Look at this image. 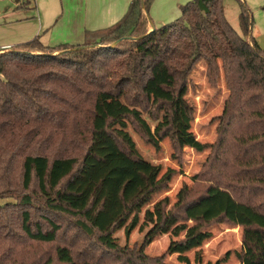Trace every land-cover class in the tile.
I'll list each match as a JSON object with an SVG mask.
<instances>
[{"label":"trees","instance_id":"obj_1","mask_svg":"<svg viewBox=\"0 0 264 264\" xmlns=\"http://www.w3.org/2000/svg\"><path fill=\"white\" fill-rule=\"evenodd\" d=\"M240 1L243 35L228 22L221 0H191L179 18L151 30L154 0H132L118 22L87 30L82 44L50 46L36 37L0 50V199H15L0 205V264H16L7 245L30 241L57 244L54 257L36 264H167L164 255L146 253L157 236L182 237L171 242L169 251L189 250L214 220L243 228L239 264H264V49L252 36V15ZM129 43L132 48L125 51ZM199 62L206 63L212 83L222 74L228 89L215 144L199 141L192 131L195 110L186 96ZM160 66L166 82L157 81ZM155 84L169 96L155 91ZM110 101L124 104V110L111 115ZM87 103L92 104L91 126L79 134L90 139L76 147L80 152L72 142L61 153L34 141L32 136L58 113L81 115ZM143 112L156 121L154 132ZM102 113L106 117L98 127ZM125 118L147 141L170 138L176 149L189 146L199 152L214 148L216 165L230 168L232 182H211L196 198L183 189L167 210L168 198L155 202L154 195L168 186L172 172L161 175V166L150 164L129 135L115 130ZM109 141L139 169L119 188L121 212L102 227L103 180L85 205L67 197L78 194L73 185L97 157V146ZM38 202L48 215L34 221ZM142 212L152 223L143 242L111 246L113 233L125 225L129 236ZM67 218L75 219L73 226H64ZM72 231L84 239L71 241L67 234ZM229 255L213 264H224Z\"/></svg>","mask_w":264,"mask_h":264},{"label":"rangeland","instance_id":"obj_2","mask_svg":"<svg viewBox=\"0 0 264 264\" xmlns=\"http://www.w3.org/2000/svg\"><path fill=\"white\" fill-rule=\"evenodd\" d=\"M87 1L92 2V0ZM131 1L101 0L103 7L100 11L106 12L109 7L112 8L113 5L122 4L125 10L123 9L124 12L119 18L121 19L127 12ZM189 1L191 0H154L150 9L151 26L160 27L173 22L182 15L181 7ZM221 2L228 22L240 35H243L239 18L242 8L241 1L221 0ZM242 2L244 6L248 7L253 18L252 36L264 49V0H242ZM85 5V0H0V45L6 43L18 45L22 41L25 42V39L20 40V38H26L29 35L18 34L17 32L28 31L31 33L32 21L24 22L23 20L21 25L13 22L22 19L25 15L27 17H40L38 15L41 12L43 19L46 17L50 21L53 19L52 24L57 26L52 28L51 31H46V35L49 37L53 30L57 28L60 31V28L63 27L62 20L57 22L58 24L56 21L64 9L68 11V14L74 13L76 15L78 8L82 6L83 9ZM148 29L151 30V27ZM30 39L28 38L26 41ZM61 43L53 39L49 44L56 46ZM123 48L125 51L130 50L132 45L129 43L123 45ZM166 80L165 69L160 66L157 81L166 82ZM154 90L159 91L165 97L169 96L168 93L161 91L156 84ZM227 95L228 89L223 75L221 74L217 81L212 83L208 77L206 63L199 62L191 75L190 90L186 96L188 103L195 110L192 131L199 141L208 144L216 143L218 137L217 116L223 112ZM91 108L92 104L87 103L84 112L81 115H75V117L70 110H67L69 116L58 113L51 123L47 122L45 127L40 128L42 130L40 134L32 136L34 141L39 145H46L47 149L50 148L48 152H53L55 146V150H59L61 153L72 142L74 143L73 149L80 152L81 148L76 149V147H84L86 143H89L90 135L80 136L79 132H85L86 126H91V113L89 111ZM123 110L124 104L117 105L114 101H110L109 113L111 115H117ZM143 115L151 126V131L154 132L156 121L151 119L146 112H143ZM104 117H106V113H102V117L98 118V127L103 125ZM60 123L62 127L58 125ZM115 130L121 134L129 135L139 152L150 164L161 166V175L172 172V178L168 186L154 195L155 202L168 198L167 210L176 204L178 194L183 189L191 191L189 198H196L206 191L211 182H221L224 185L232 182L230 168L222 169L216 165L214 158L217 156L218 159L219 153L216 150L214 151L212 147L199 152L189 146L176 149L170 138H157L155 142L147 141L137 133L130 120L126 118L115 126ZM96 152L97 157L91 159L84 175L73 185L78 194L67 198L76 206L85 205L92 191L103 180V189L98 202L102 201L104 203V211L101 214L103 215V222H100V225L106 227L109 221L113 220L122 210V205L118 200L121 184L128 175L136 176L139 166L131 164L122 156L111 141L97 146ZM217 180H220V182ZM233 186L236 185L233 184ZM133 187V184L128 187L127 195ZM9 201H15V199L13 197L2 198L0 199V205ZM38 203L32 211L34 221H40L48 215L47 212H44L43 204ZM147 207L152 209L153 204H149ZM158 218L159 216L156 214V219ZM73 222H75V219L67 218L64 226H73ZM151 226L152 223L145 219L144 212H142L139 215L137 225L129 236L126 235L124 225L113 233L109 239V244L111 246H139ZM204 228L207 235L189 250L173 249L169 251L171 242L182 237H174L170 233H164L157 236L146 247V253L153 258L164 255L167 264H213L217 260L225 258L226 254L230 252L229 258L224 264H239L237 252L242 251L243 228L226 221L217 220L204 225ZM67 235L75 243L79 239H84L73 231ZM10 247L14 260H17L16 264H36L54 257L57 244L30 241L17 246L7 245V248ZM79 248H83V246L80 245Z\"/></svg>","mask_w":264,"mask_h":264},{"label":"crops","instance_id":"obj_3","mask_svg":"<svg viewBox=\"0 0 264 264\" xmlns=\"http://www.w3.org/2000/svg\"><path fill=\"white\" fill-rule=\"evenodd\" d=\"M85 7L82 6L79 7L76 15L74 13L68 14V11L66 9L63 10L60 17L57 18V22L62 20L63 27L60 28L61 30L58 31L53 30L50 36L47 37L46 31L50 30L57 25L52 24L53 19L50 21L49 18H42L41 12L37 16L33 17H27L26 15L22 19H17L13 21L14 23H19L18 25H21L25 21H32L31 24V33L28 31H19L18 34H26L29 35V37L26 38H20V40L25 39L24 41H30L36 37H40V39L44 42L46 45L54 46V44H49L51 40H58V42H62L61 44H82L86 40V31L87 30H97L109 27L116 22H118L120 19V16L124 12V7L122 4L113 5V7H109L106 12L100 11L103 7L101 0H92V2H89L87 0ZM20 6V5H19ZM122 6V7H121ZM124 9V10H123ZM119 19V20H118ZM118 20V21H117ZM58 24V23H57ZM152 29V26H151ZM58 35V36H55ZM32 37V39H30ZM30 39L27 40L26 39ZM21 42V41H20ZM21 43H24L23 41ZM0 50L7 49L12 46H15L11 43H6L0 45Z\"/></svg>","mask_w":264,"mask_h":264}]
</instances>
